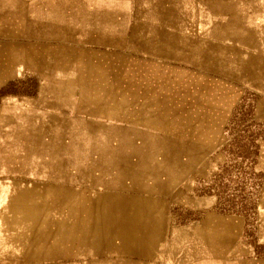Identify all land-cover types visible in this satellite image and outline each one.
Segmentation results:
<instances>
[{
    "label": "crops",
    "instance_id": "obj_1",
    "mask_svg": "<svg viewBox=\"0 0 264 264\" xmlns=\"http://www.w3.org/2000/svg\"><path fill=\"white\" fill-rule=\"evenodd\" d=\"M87 1L10 12L24 20L10 34L25 37L0 50V87L38 86L0 101V257L155 264L175 236L177 175L194 160L160 125H188L178 83L208 66V50L264 51V0Z\"/></svg>",
    "mask_w": 264,
    "mask_h": 264
},
{
    "label": "rangeland",
    "instance_id": "obj_2",
    "mask_svg": "<svg viewBox=\"0 0 264 264\" xmlns=\"http://www.w3.org/2000/svg\"><path fill=\"white\" fill-rule=\"evenodd\" d=\"M40 1L0 0V50L10 38L18 42L25 37L10 34L24 26L23 19L9 20L10 12L24 14L26 5ZM79 1L88 4L65 0L72 9ZM68 11L67 22L73 20ZM245 46L210 49L208 66L182 71L187 78L178 89L186 93L188 125H160L159 131L186 138L193 145L194 160L191 173L177 175V193L169 204L175 236L166 256L161 251L155 264H264V55L259 56L264 51ZM200 55L195 51V62L203 60ZM37 86L31 77L7 83L0 87V101L14 94L34 95ZM10 261L24 264L20 257H0V264Z\"/></svg>",
    "mask_w": 264,
    "mask_h": 264
}]
</instances>
